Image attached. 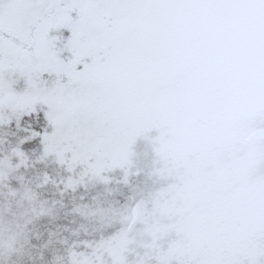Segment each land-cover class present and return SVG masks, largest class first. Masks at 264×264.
I'll list each match as a JSON object with an SVG mask.
<instances>
[{
  "label": "snow or ice",
  "instance_id": "6c2138e0",
  "mask_svg": "<svg viewBox=\"0 0 264 264\" xmlns=\"http://www.w3.org/2000/svg\"><path fill=\"white\" fill-rule=\"evenodd\" d=\"M0 264H264V0H0Z\"/></svg>",
  "mask_w": 264,
  "mask_h": 264
},
{
  "label": "rangeland",
  "instance_id": "374dc122",
  "mask_svg": "<svg viewBox=\"0 0 264 264\" xmlns=\"http://www.w3.org/2000/svg\"><path fill=\"white\" fill-rule=\"evenodd\" d=\"M24 255H25V253H22V254H21V258H22V259L24 258Z\"/></svg>",
  "mask_w": 264,
  "mask_h": 264
}]
</instances>
